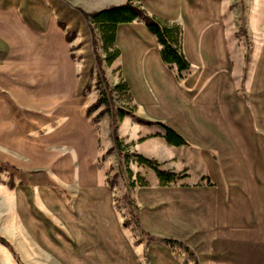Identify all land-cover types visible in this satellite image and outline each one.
<instances>
[{
	"label": "crops",
	"instance_id": "0c3cea01",
	"mask_svg": "<svg viewBox=\"0 0 264 264\" xmlns=\"http://www.w3.org/2000/svg\"><path fill=\"white\" fill-rule=\"evenodd\" d=\"M127 1L0 0V221L57 264H264V0H169L167 10L159 9L161 0H136L150 16L181 28L189 64L181 74L163 63L143 23L116 27L118 56L109 66L137 112L123 117L128 143L180 176L161 186L153 172L157 185L134 192L137 226L146 237L137 244L114 207L98 164L101 138L85 112L92 104V32L98 33L83 14ZM238 19L248 32L245 63L238 36L228 33ZM130 39L139 42L135 50L126 47ZM162 127L186 145L167 144ZM189 179L197 182L178 185ZM23 214L37 221L49 242L25 226ZM2 259L14 264L7 252Z\"/></svg>",
	"mask_w": 264,
	"mask_h": 264
},
{
	"label": "rangeland",
	"instance_id": "374dc122",
	"mask_svg": "<svg viewBox=\"0 0 264 264\" xmlns=\"http://www.w3.org/2000/svg\"><path fill=\"white\" fill-rule=\"evenodd\" d=\"M97 33L98 38L92 32L94 36V39L92 38V43L94 42L93 51L96 56L95 67L91 73V86L88 89V94L92 97V104L85 112L88 120H91L96 125L101 138L98 164L102 168V175L107 179V184L111 188L114 207L121 222L124 223V228L128 232L131 243L137 244V241L144 242L146 237L140 232L137 226V206L134 200V192L138 188H141V185L151 187L157 185V183L154 181L153 171L149 168L139 166L132 160L126 163L125 155H144L142 151L140 152L141 147H135L134 153V144L131 143V145L128 143L131 130L128 125H123L125 118H121V115L124 114H127L128 117L137 116V112L134 110L130 97L114 91V87L120 82V75L116 69L113 67L110 68L105 62V52L102 46L100 47L101 37L98 31ZM228 33H235L239 37H236L237 45H239L243 62L245 63L246 55L249 52V42L247 39L248 32L244 22L241 19L235 22L232 21L228 25ZM67 37L68 40L72 38ZM113 51L114 49L110 48L109 53H113ZM74 53L78 55V51ZM97 55L103 58H98ZM103 94H107L110 99L107 108L104 105H97V101ZM113 131L119 137L121 145L124 148V152L121 155H118L114 148ZM143 150L147 151V146H144ZM152 158L154 157L152 156ZM152 158H149V160H152ZM160 170L165 172L166 167L162 165ZM195 171H198L199 174H197L199 176L202 175L201 170L195 168ZM195 182L197 181L189 179L178 183V185L182 183L191 185ZM133 183L134 186H132ZM0 217H4V215L2 216L0 214ZM3 252H7L10 255L14 264H57L53 261L49 262L48 258L45 260L41 250L38 248L35 249L23 233L11 231L2 219L0 221V264H3Z\"/></svg>",
	"mask_w": 264,
	"mask_h": 264
},
{
	"label": "trees",
	"instance_id": "16d2710c",
	"mask_svg": "<svg viewBox=\"0 0 264 264\" xmlns=\"http://www.w3.org/2000/svg\"><path fill=\"white\" fill-rule=\"evenodd\" d=\"M83 17L90 27L99 32L107 65H110L118 56L117 50H114L113 53H109L110 48L114 45L116 27L121 24L141 22L146 26L148 31L156 37L158 44L161 47L160 55L164 64L174 66L178 74L189 69V64L181 52V28L176 24L168 23L150 16L136 3V0H128L123 6L111 7L91 14H83ZM114 91L129 97L128 88L122 80H120V82L114 87ZM109 103L110 99L107 94L101 95L97 101V105H104L105 108L108 107ZM125 116L128 115H121V118ZM138 121L139 123H143L141 120ZM162 128L164 131L163 139L167 144L175 147L186 145L185 141L176 133L166 127ZM112 135L114 148L116 149L117 154H123L124 148L122 147L119 138L115 135L114 131ZM125 159L127 161L126 163H129L132 160L135 164L152 170L158 178L161 186L176 184L180 178L178 175L161 171L160 165L156 161L146 159L140 155H125ZM132 186H134V183ZM167 242L169 244L173 243L172 241Z\"/></svg>",
	"mask_w": 264,
	"mask_h": 264
},
{
	"label": "bare ground",
	"instance_id": "6f19581e",
	"mask_svg": "<svg viewBox=\"0 0 264 264\" xmlns=\"http://www.w3.org/2000/svg\"><path fill=\"white\" fill-rule=\"evenodd\" d=\"M168 1H169V0H161V1H160L161 5H160L159 3H156V2H155V3H156V4H159V7L161 6L159 9H162V8L164 7L165 4H166V5L168 4ZM170 1H173V0H170ZM170 1H169V3H170ZM173 3H174V2H173ZM169 8H170V7H169ZM163 9L165 10L166 8H163ZM170 9H172V8H170ZM166 10H167V9H166ZM171 11H172V10H170V13H171ZM165 13H166V12H165ZM138 32L141 33V34H140V38H141V39L144 38V36L146 37V35H145L141 30H138ZM121 33H122V31H121ZM120 35H121V34H120ZM122 35H124V34L122 33ZM120 38H122V37H120ZM146 38H147V37H146ZM128 39H129V38H128ZM148 39H149V38H148ZM130 40H131V39H130ZM142 40H145V39H142ZM135 43L138 45L139 42L137 43V42H135L134 40L129 41V42L127 43V45H126L127 49H128V50H133V49L135 50V48L137 47V46L135 45ZM121 44H123V42H121ZM140 48H141V46H140ZM204 48L206 49L207 47H204ZM127 49H126V50H127ZM205 49H204V50H205ZM137 50H138V49H137ZM208 50H209V48H208ZM211 50H212V49H211ZM211 50H210V51H211ZM132 52H134V51H132ZM204 52H205V51H204ZM212 52H213V51H212ZM130 53H131V51H130ZM213 54H214V53H213ZM133 55H136V53L133 54ZM132 57H133V56H132ZM40 60H41V59H40ZM129 60H130V59H129ZM132 61H133V60H132ZM46 70H47V69H46ZM47 72H48V71H47ZM47 75H48V74H47ZM138 75H139V74H137V75H136V74H133L132 76H138ZM54 76H56V74H55ZM51 77H53V76H51ZM149 77H150V76H149ZM262 78H263V77H262ZM154 79H155V77H154ZM52 80H53V79H52ZM50 82H51V81H50ZM257 83L259 84L258 81H257ZM49 84H51V83H49ZM260 84H262V86H263V83H260ZM47 85H48V84H47ZM48 86H49V85H48ZM44 87H45V86H44ZM41 88H42V87H41ZM45 88H46V87H45ZM263 88H264V86H263ZM263 88H260V89H263ZM260 89H259V91H260ZM257 90H258V89H257ZM254 91H256V89H255ZM157 92H158V96H160V97H170L169 95H166L165 93H163V92H161V91H158V90H157ZM170 95H171V94H170ZM173 97H175V96L173 95ZM163 99H165V98H163ZM163 99H162V100H163ZM170 99H171V98H170ZM170 99H168V100L165 99V101L167 100V102H168ZM174 99H175V98H174ZM176 99H178V98L176 97ZM187 99H188V98H187ZM188 100H189V99H188ZM170 101H171V100H170ZM262 101H264V98H262ZM171 102H173V101H171ZM192 102H193V101H192ZM194 102H195V100H194ZM163 103H164V102H163ZM168 103H169V102H168ZM179 103H180V102H179ZM179 103H178V104H179ZM181 103H182V102H181ZM172 104H173V103H172ZM172 104H169V105H172ZM221 104H223V103H221ZM163 105H164V104H163ZM174 105H175V104H173V106H174ZM179 105L182 106V105H185V104H179ZM199 105H200V104H199ZM202 105H203V104H202ZM207 105H208V104H207ZM210 105H211V104H210ZM173 106H172V107H173ZM183 107H185V106H183ZM205 107H206V106H205ZM207 107H208V106H207ZM210 107H211V106H210ZM164 108H165V106H164ZM174 108H175L177 111H178V109H179V108L177 109L176 107H174ZM181 108H182V107H181ZM199 108H200V107H199ZM212 108L215 109L213 106H212ZM219 108H221V105L219 106ZM169 109H170V106H169ZM193 109H194V107H193ZM202 109H203V106H202ZM210 109H211V108H210ZM213 109H212V110H213ZM182 110H183V109H182ZM194 110H195V109H194ZM196 110H197V109H196ZM196 110H195V111H196ZM222 110H223V109H222ZM225 110H226V109H225ZM254 110H255V108H254ZM185 111L187 112V110H185ZM217 111H218V109L215 110L216 113H218ZM189 112H190V111H189ZM191 112H192V111H191ZM191 112H190V113H191ZM206 112H209V110L206 111ZM212 112H213V113H212ZM220 112H221V111H220ZM224 112H226V111L223 110V114H225ZM256 112H257V110H256ZM256 112H255V113H256ZM196 113H198V111H196ZM200 113H201V111H200ZM203 113H205V112H204V109H203ZM211 113L214 114V111H211ZM259 113H260V112H259ZM259 113H258V115H259ZM191 114H192V113H191ZM191 114H190V115H191ZM260 114H261V113H260ZM262 114H263V113H262ZM197 115H198V114H197ZM208 115L211 116L210 113H208ZM216 115H217V114H216ZM221 115H222V114H221ZM225 115H226V114H225ZM256 115H257V114H256ZM199 116H200V115H199ZM201 116H202V114H201ZM222 116H223V115H222ZM262 116H263V115H262ZM190 117H191V116H190ZM211 117H212V116H211ZM218 117H219V116H218ZM224 117H225V116H224ZM203 118H204V117H203ZM226 118H227V117H226ZM226 118H225V119H226ZM192 119H193V118H192ZM192 119H191V120H192ZM194 119H195V118H194ZM204 119H205V118H204ZM209 119H210V117H209ZM257 119H258V117H257ZM202 120H203V119H202ZM202 120L200 119V122H201ZM210 120H211V119H210ZM210 120H207V121L210 122ZM217 120H218V119H217ZM205 121H206V120H205ZM205 121H202V122L204 123ZM207 121L205 122L206 124H207ZM212 121H213L212 123L210 122V124H212V125H213V123H215V124L217 123V122H215V120H214L213 118H212ZM190 122H193V121H190ZM226 122H227V121H226ZM221 123H222V122H221ZM261 123H262V122H261ZM191 124H192V123H191ZM206 124H205V125H206ZM227 124H229V122H227ZM203 125H204V124H203ZM205 125H204V126H205ZM220 125H221V124H220ZM263 125H264V123H263ZM192 126L194 127V124H192ZM208 126H209V125H207V127H208ZM213 126H214V125H213ZM216 126H217V124L215 125V127H216ZM198 127H199V126H198ZM198 127H197V128H198ZM205 127H206V126H205ZM207 127H206V128H207ZM218 127H219V126H218ZM218 127H216V128L218 129ZM228 127H230V126L228 125ZM209 128H210V127H209ZM220 128H221V127H220ZM220 128H219V129H220ZM213 129H214V128H213ZM219 129H218V130H219ZM224 129H225V127H224ZM224 129H223V130H224ZM233 129H234V127H233ZM198 130H199V128H198ZM205 130H206V129H205ZM220 130L222 131V129H220ZM200 131H202L201 128H200ZM215 131H217V130H215ZM232 131H234V130H232ZM206 132H207V131H206ZM210 132H211V131H210ZM200 133H201V132H200ZM212 133H214V132L212 131ZM223 133H225V132L222 131L221 134H223ZM232 133H233V132H232ZM201 134H205V132H203V133H201ZM201 134H199V135L201 136ZM207 134H209V133H207ZM218 134H219V133H217L216 135L222 139V136H221V135H218ZM205 135H206V134H205ZM211 135H212V134H211ZM211 135H210V136H211ZM213 135L215 136V134H213ZM215 137H216V136H215ZM215 137H213L212 140L215 139ZM220 138H218V139H220ZM234 138H235V137H234ZM237 138H238V136H237ZM237 138H236V139H237ZM218 139L216 138L217 141H218ZM224 139H225V138H224ZM236 139H235V140H236ZM238 140L240 141V139H237V141H236L237 144H238ZM213 141H214V140H213ZM222 141H223V139H222ZM203 142L205 143V141H203ZM220 142H221V140H220ZM231 143H232V142H231ZM224 144H226V143H224ZM228 147H229V146H228ZM241 148H242V146H241ZM242 152H243V150H242ZM235 154H236V153H235ZM243 154H244V153H243ZM229 156H230V155H229ZM234 158H235V157H234ZM236 158H237V157H236ZM237 163H239L238 160H237ZM238 165H239V164H238ZM234 171H235V170H234ZM257 176H258V175H257ZM236 178H238V177L236 176ZM239 178H240V177H239ZM240 179H241V178H240ZM238 183H239V182H238ZM240 183H241V182H240ZM242 183H243V182H242ZM239 185H241V184H239ZM241 186H242V185H241ZM241 188L243 189V187H241ZM243 190H244V189H243ZM244 191H245V190H244ZM42 192H43V191H42ZM247 194H248V193H247ZM248 195H249V194H248ZM234 197H235V196H234ZM49 199H51V198H49ZM233 199H234V198H233ZM53 200H54V198H53ZM44 201H47V200H44ZM51 201H52V200H51ZM51 201H50V202H51ZM47 202H48V201H47ZM47 202H46V203H47ZM50 202H48V203L50 204ZM55 202H57V200H56V201L54 200V201H53V204H56ZM19 203H20V202H19ZM57 203L59 204V202H57ZM20 204H21V203H20ZM53 204L51 203V205H53ZM59 205H60V204H59ZM59 205H58V206H59ZM21 206H22V205H21ZM19 207H20V205H19ZM25 208H26V207H25ZM51 208H52V206H51ZM58 209H59V207H58ZM78 209H79V208H78ZM24 210H25V209H24ZM60 211H61V210H60ZM78 211L80 212V210H78ZM22 212H25V211H22ZM59 214H60V216H62V215L65 216V214H62V215H61V213H59ZM59 214H58V215H59ZM68 214H69V213H68ZM69 215H70V214H69ZM60 216H59V217H60ZM70 216H71V215H70ZM96 216H97V215H96ZM22 217H23V220H24V224H25V226H26L27 228H29L31 231L34 230V232H35L34 234L39 235V240H40L42 243H47V242L50 241V240L48 241L49 238H48L47 235L43 232V228H42L40 225H37L38 223H36V222H37L36 220L34 221V220L31 219V218H26L27 216H25L24 214L22 215ZM72 217H73V216H72ZM82 217H83V216H82ZM60 218H61V217H60ZM63 218H67V219H68V217H66V216L63 217ZM63 218H62V219H63ZM244 218L246 219L247 217L244 216ZM71 219L73 220L74 217L71 218ZM247 219H248V218H247ZM72 220H71V221H72ZM64 221H65V220H64ZM77 221H78V220H77ZM248 221H249V220H248ZM204 223H205V222H204ZM70 225H71V224H70ZM71 226H73V225H71ZM68 227H69V225H68ZM152 227H153V226H152ZM70 228H71V227H69V229H70ZM32 229H33V230H32ZM75 229H76V227L74 226V230H75ZM74 230H73V231H74ZM113 230H114V229H113ZM75 233H76V232H75ZM76 234H77V233H76ZM47 238H48V239H47ZM89 240H90V239H89ZM91 240H92V239H91ZM105 240H106V239H103V240H102L103 243L105 242ZM61 241H62V239H61ZM78 241H79V240H78ZM79 242H80V241H79ZM79 242H78V244H80ZM50 243H51V242H50ZM42 245H43V244H42ZM45 245H46V244H45ZM51 245H53V244L51 243ZM46 246H47V245H46ZM50 247H51V246H50ZM54 248H55V247H54ZM50 249H51V248H50ZM48 251H49V250H48ZM53 252H54V251H53ZM57 252H58V249H57ZM59 252H60V251H59ZM55 253H56V252H55ZM85 253H86V252H85ZM89 253H90V252H89ZM114 253H115V255L117 256V250H114ZM60 254H61V253H59V255H60ZM73 254H74V253H73ZM57 255H58V254H57ZM59 255H58V256H59ZM61 255H62V254H61ZM102 255H103V254H102ZM64 256H65V255H64ZM64 256H63V257H64ZM4 257L6 258V259H5L6 262H7V263H10V260H8L9 257H8L7 255H5ZM61 258H62V257H61ZM75 258H76V257H75ZM64 259H66V258H64ZM70 259H72V258H70ZM76 259H77V258H76ZM66 260H67V259H66ZM72 260L75 261L74 258H73ZM77 260H78V259H77ZM118 260H119V259H118ZM73 261H72V262H73ZM121 261H122V259H121ZM64 262H65V260H64ZM67 262H68L69 264H71V263H70V262H71L70 260H69V261L67 260L66 263H67ZM78 263H81V262L78 261ZM72 264H74V263H72ZM81 264H82V263H81Z\"/></svg>",
	"mask_w": 264,
	"mask_h": 264
}]
</instances>
